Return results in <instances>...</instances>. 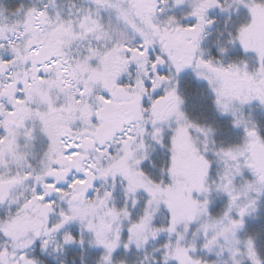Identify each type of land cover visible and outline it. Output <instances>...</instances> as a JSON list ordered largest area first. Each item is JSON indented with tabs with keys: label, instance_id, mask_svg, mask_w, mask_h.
Returning a JSON list of instances; mask_svg holds the SVG:
<instances>
[{
	"label": "snow or ice",
	"instance_id": "snow-or-ice-1",
	"mask_svg": "<svg viewBox=\"0 0 264 264\" xmlns=\"http://www.w3.org/2000/svg\"><path fill=\"white\" fill-rule=\"evenodd\" d=\"M0 264H264V0L0 3Z\"/></svg>",
	"mask_w": 264,
	"mask_h": 264
},
{
	"label": "flooded vegetation",
	"instance_id": "flooded-vegetation-1",
	"mask_svg": "<svg viewBox=\"0 0 264 264\" xmlns=\"http://www.w3.org/2000/svg\"><path fill=\"white\" fill-rule=\"evenodd\" d=\"M25 2H29V1H25ZM19 3L20 2L18 0H6L5 1V6L12 7V6H15V5L19 4Z\"/></svg>",
	"mask_w": 264,
	"mask_h": 264
},
{
	"label": "rangeland",
	"instance_id": "rangeland-1",
	"mask_svg": "<svg viewBox=\"0 0 264 264\" xmlns=\"http://www.w3.org/2000/svg\"><path fill=\"white\" fill-rule=\"evenodd\" d=\"M5 1L6 0H0V3L4 4L5 5ZM20 3H28V2H25V1H29V0H18Z\"/></svg>",
	"mask_w": 264,
	"mask_h": 264
},
{
	"label": "trees",
	"instance_id": "trees-1",
	"mask_svg": "<svg viewBox=\"0 0 264 264\" xmlns=\"http://www.w3.org/2000/svg\"><path fill=\"white\" fill-rule=\"evenodd\" d=\"M257 227H259V225H257Z\"/></svg>",
	"mask_w": 264,
	"mask_h": 264
}]
</instances>
